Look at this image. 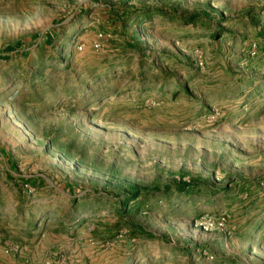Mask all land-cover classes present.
<instances>
[{
	"label": "rangeland",
	"instance_id": "obj_1",
	"mask_svg": "<svg viewBox=\"0 0 264 264\" xmlns=\"http://www.w3.org/2000/svg\"><path fill=\"white\" fill-rule=\"evenodd\" d=\"M0 264H264V0H0Z\"/></svg>",
	"mask_w": 264,
	"mask_h": 264
},
{
	"label": "trees",
	"instance_id": "obj_2",
	"mask_svg": "<svg viewBox=\"0 0 264 264\" xmlns=\"http://www.w3.org/2000/svg\"><path fill=\"white\" fill-rule=\"evenodd\" d=\"M132 195L135 196V195H136V192H133V193L131 194V197H132ZM127 201H128V198L125 199V200H123V201L121 202V206H123V209H124V205L127 203ZM123 211H124V210H120L119 212L122 213Z\"/></svg>",
	"mask_w": 264,
	"mask_h": 264
}]
</instances>
